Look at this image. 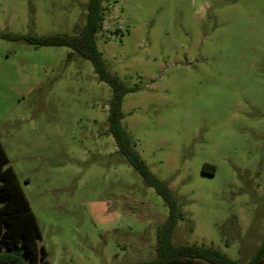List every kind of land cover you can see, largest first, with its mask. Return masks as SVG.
I'll use <instances>...</instances> for the list:
<instances>
[{
  "label": "rangeland",
  "instance_id": "rangeland-1",
  "mask_svg": "<svg viewBox=\"0 0 264 264\" xmlns=\"http://www.w3.org/2000/svg\"><path fill=\"white\" fill-rule=\"evenodd\" d=\"M87 4L0 0V143L50 264L149 261L169 209L115 146L111 88L71 48L22 38L73 35ZM102 7L121 126L179 201L171 242L246 262L264 237V0Z\"/></svg>",
  "mask_w": 264,
  "mask_h": 264
},
{
  "label": "trees",
  "instance_id": "trees-1",
  "mask_svg": "<svg viewBox=\"0 0 264 264\" xmlns=\"http://www.w3.org/2000/svg\"><path fill=\"white\" fill-rule=\"evenodd\" d=\"M103 0H88L86 19L82 27H77L73 35L59 34L48 37H22L37 45H60L73 50L78 56L89 60L97 78L112 90L108 104L107 124L119 154L140 175L144 183L151 187L166 203L169 213L156 229L155 256L149 261L132 264H264V237L246 262L230 259L219 250L204 245H175L171 234L180 216L179 201L168 187L150 173L146 165L133 149L135 142L121 126L120 102L123 94L130 91L116 76L107 70L106 63L96 47L97 35L104 20ZM6 151L0 143V264H50L43 246H36L38 227L25 203L21 200L19 185L13 169L7 165ZM204 170V168H203ZM211 167L209 173H213ZM5 223V226L3 225ZM19 234V241L13 236ZM12 242L11 245L7 243Z\"/></svg>",
  "mask_w": 264,
  "mask_h": 264
}]
</instances>
